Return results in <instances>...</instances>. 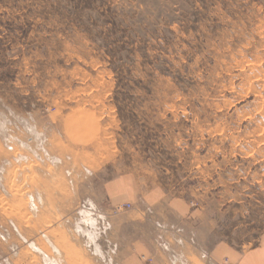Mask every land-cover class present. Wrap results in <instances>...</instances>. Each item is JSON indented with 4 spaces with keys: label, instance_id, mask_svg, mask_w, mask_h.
<instances>
[{
    "label": "rangeland",
    "instance_id": "374dc122",
    "mask_svg": "<svg viewBox=\"0 0 264 264\" xmlns=\"http://www.w3.org/2000/svg\"><path fill=\"white\" fill-rule=\"evenodd\" d=\"M198 209L191 264L264 237V0H0V264H170Z\"/></svg>",
    "mask_w": 264,
    "mask_h": 264
},
{
    "label": "crops",
    "instance_id": "0c3cea01",
    "mask_svg": "<svg viewBox=\"0 0 264 264\" xmlns=\"http://www.w3.org/2000/svg\"><path fill=\"white\" fill-rule=\"evenodd\" d=\"M192 212L194 217L189 216L186 220L180 219L173 224H166L158 219L157 227L154 228L159 232L154 229L146 236L147 255L159 261H168L170 264H191V257L199 258L206 252L205 249L209 248V241L215 234L213 215L205 209ZM168 234L173 237L168 239ZM207 253L210 258V254L214 255L210 250ZM213 258L212 261L216 262ZM236 264H264V237L260 244L239 254Z\"/></svg>",
    "mask_w": 264,
    "mask_h": 264
},
{
    "label": "built area",
    "instance_id": "2783aa9c",
    "mask_svg": "<svg viewBox=\"0 0 264 264\" xmlns=\"http://www.w3.org/2000/svg\"><path fill=\"white\" fill-rule=\"evenodd\" d=\"M226 261L230 262L229 260H226ZM229 264H231V262Z\"/></svg>",
    "mask_w": 264,
    "mask_h": 264
}]
</instances>
